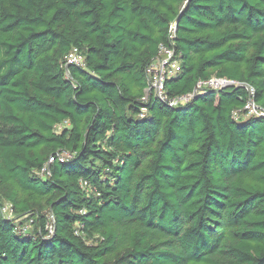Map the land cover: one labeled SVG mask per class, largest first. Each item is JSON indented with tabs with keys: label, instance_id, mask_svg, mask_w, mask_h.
Listing matches in <instances>:
<instances>
[{
	"label": "trees",
	"instance_id": "1",
	"mask_svg": "<svg viewBox=\"0 0 264 264\" xmlns=\"http://www.w3.org/2000/svg\"><path fill=\"white\" fill-rule=\"evenodd\" d=\"M160 46L264 108V0H0V264H264V118Z\"/></svg>",
	"mask_w": 264,
	"mask_h": 264
},
{
	"label": "built area",
	"instance_id": "2",
	"mask_svg": "<svg viewBox=\"0 0 264 264\" xmlns=\"http://www.w3.org/2000/svg\"><path fill=\"white\" fill-rule=\"evenodd\" d=\"M170 33L172 34L171 38L175 33V27L171 26ZM69 66H76L79 68L84 67V58L81 55L80 51L77 48H72L68 55L64 58L62 67L67 72ZM180 72V60L175 55L174 50L166 48L163 46L159 47V52L156 58L152 60L150 65L145 71L146 84L147 88L145 90V97L142 98V101H146L147 96L152 94L154 97L159 99L162 103L166 104L168 107L174 108L181 105H184L197 95L206 94L208 91H220L228 87H242L247 90L248 99L239 112L234 113V116L237 117L240 114H244L246 117H259L264 118V108H260L254 103V92L250 88L238 84L236 82L228 81L222 78L213 77L207 81H198L193 91L189 94L179 96L176 98H170L167 94L165 83L167 80L175 77ZM145 110H142V113ZM140 117H143L142 115ZM53 158L51 157L47 164L52 163ZM46 171L45 168L42 169L41 174ZM2 211L4 215L11 216V206L6 204ZM5 216L7 219L11 220ZM13 217V216H12ZM51 232V231H50Z\"/></svg>",
	"mask_w": 264,
	"mask_h": 264
},
{
	"label": "rangeland",
	"instance_id": "3",
	"mask_svg": "<svg viewBox=\"0 0 264 264\" xmlns=\"http://www.w3.org/2000/svg\"><path fill=\"white\" fill-rule=\"evenodd\" d=\"M5 205H6V204H5ZM5 205H4V206H5ZM5 216H7V215H5ZM7 217H9V216H7ZM9 218H12V219H13L14 217H12V215H11ZM26 227H27V226H25L24 228H26Z\"/></svg>",
	"mask_w": 264,
	"mask_h": 264
},
{
	"label": "water",
	"instance_id": "4",
	"mask_svg": "<svg viewBox=\"0 0 264 264\" xmlns=\"http://www.w3.org/2000/svg\"><path fill=\"white\" fill-rule=\"evenodd\" d=\"M178 23V21L176 22V24Z\"/></svg>",
	"mask_w": 264,
	"mask_h": 264
}]
</instances>
